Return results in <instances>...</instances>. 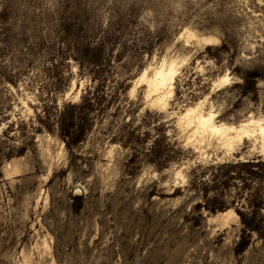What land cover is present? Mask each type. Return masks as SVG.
Here are the masks:
<instances>
[{
  "label": "rangeland",
  "instance_id": "obj_1",
  "mask_svg": "<svg viewBox=\"0 0 264 264\" xmlns=\"http://www.w3.org/2000/svg\"><path fill=\"white\" fill-rule=\"evenodd\" d=\"M197 106L264 120V0H0V264H264L263 142Z\"/></svg>",
  "mask_w": 264,
  "mask_h": 264
},
{
  "label": "bare ground",
  "instance_id": "obj_2",
  "mask_svg": "<svg viewBox=\"0 0 264 264\" xmlns=\"http://www.w3.org/2000/svg\"><path fill=\"white\" fill-rule=\"evenodd\" d=\"M201 41L205 45H211L216 43L218 41V38L214 35H207V36H203L201 38ZM178 70H179V63L176 60L174 59L170 61L164 60L157 67L154 68L152 75L147 78V84L149 86L150 92L157 95L159 101L163 99L165 95L164 90L166 88L168 89L169 94L173 93L175 76L177 75ZM144 76H146V71L143 74V77ZM221 80L225 82V85H227L230 81L228 76H223ZM182 115L184 117L189 118L188 125L194 126L195 129L194 132L199 131V132L220 133L228 139H233V137L234 138L237 137L239 141H243L250 137L261 139L263 142L261 143L263 151L262 150L261 151L263 152L262 154H264V120L262 118H258V119L252 118L247 122H242L239 126H234V125L227 126L222 123L216 124V117L218 116V113L213 110L208 112L200 111L198 106L186 109ZM228 144L229 143H227V145ZM230 212L231 213L233 212V214H235V216L238 217L232 209H228L227 211L222 212V214L225 216Z\"/></svg>",
  "mask_w": 264,
  "mask_h": 264
},
{
  "label": "trees",
  "instance_id": "obj_3",
  "mask_svg": "<svg viewBox=\"0 0 264 264\" xmlns=\"http://www.w3.org/2000/svg\"><path fill=\"white\" fill-rule=\"evenodd\" d=\"M64 128H65V130H64V133H63V136H62L63 138L67 139V138H69V137H71V136L74 135L73 132H72V128H73V123H72V122L69 123L68 126H64ZM77 133H78L79 136H76V138H75V142H79V141H81V139H82V135H81V133H82V129H81L80 131H78ZM66 145L69 147L68 143H66ZM252 205L254 206L253 202H252ZM246 246H247V245L244 244V245L241 247V251H243V250L245 249Z\"/></svg>",
  "mask_w": 264,
  "mask_h": 264
}]
</instances>
